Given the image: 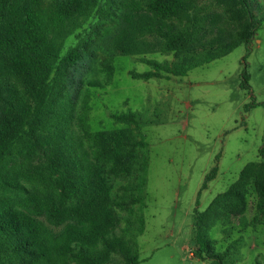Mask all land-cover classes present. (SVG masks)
Masks as SVG:
<instances>
[{
    "label": "trees",
    "instance_id": "16d2710c",
    "mask_svg": "<svg viewBox=\"0 0 264 264\" xmlns=\"http://www.w3.org/2000/svg\"><path fill=\"white\" fill-rule=\"evenodd\" d=\"M254 1L0 0V264H138L126 234L114 233L116 209L142 198L146 144L137 115L112 114L130 127L91 131L86 111L74 115L67 91L72 69L97 26L110 24L95 34L96 45L138 57L154 70L130 73L133 79L184 75L183 68L145 56L206 49L203 65L249 46L259 26ZM69 37L73 44L64 50ZM242 80L246 87V73ZM259 153L264 159V147ZM215 175L213 168L202 189ZM109 177L127 180L116 199ZM251 188L264 212V160L247 164L203 212H195L193 257L223 264L229 250L216 252L207 232L218 224L227 232L229 221L245 214Z\"/></svg>",
    "mask_w": 264,
    "mask_h": 264
},
{
    "label": "rangeland",
    "instance_id": "374dc122",
    "mask_svg": "<svg viewBox=\"0 0 264 264\" xmlns=\"http://www.w3.org/2000/svg\"><path fill=\"white\" fill-rule=\"evenodd\" d=\"M251 3L259 26L249 46L240 44L203 65L198 63L206 49L187 56H145L169 68H183L184 75L159 72L158 78L147 81L133 79L130 73L154 70L138 57L116 56L96 45L95 34L110 24L97 26L72 69L67 91L74 115L86 111L91 131L130 127L111 119L112 114L137 115V132L146 144L141 151L146 157L142 198L126 210L116 209L114 233L126 234L138 264H207L193 257L195 212H203L247 164L264 160L259 153L264 147V0ZM73 41L69 37L64 50ZM213 168L215 178L202 189ZM108 181L116 199L127 180ZM247 201L245 214L230 220L227 232L219 224L207 232L216 252L229 250L223 264H264V212L256 208L252 188Z\"/></svg>",
    "mask_w": 264,
    "mask_h": 264
}]
</instances>
